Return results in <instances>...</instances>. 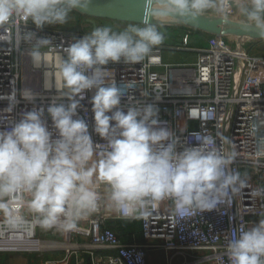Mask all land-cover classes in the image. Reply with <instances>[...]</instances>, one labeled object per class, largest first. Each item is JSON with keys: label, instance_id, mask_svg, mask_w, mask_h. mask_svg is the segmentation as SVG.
I'll list each match as a JSON object with an SVG mask.
<instances>
[{"label": "clouds", "instance_id": "9594fccd", "mask_svg": "<svg viewBox=\"0 0 264 264\" xmlns=\"http://www.w3.org/2000/svg\"><path fill=\"white\" fill-rule=\"evenodd\" d=\"M143 3V26L129 24L120 31L95 27L65 48L67 59L62 57L59 67L65 88L61 98H52L46 109L24 111L18 121L0 130V230L38 227L67 234L102 209L122 219H137L162 201H170L172 215L183 219L229 204L249 187L247 174L231 167L237 154L225 149L228 137L203 131L191 134L195 146L181 141L159 121L154 104L135 100L130 88L117 85L104 66L121 61L141 64L148 58L165 39L150 22L153 19L195 22L212 12L227 23L235 11L245 30L254 28L264 38V0ZM92 5L93 0H0V35L12 29L7 42L15 48L29 45L27 55L39 66L41 49L52 41L22 25H63L74 10L87 12ZM93 89V130L103 143L93 141L88 123L78 117L85 92ZM20 95L29 103L37 98L27 88ZM124 97L130 102L126 112L120 107ZM0 100L8 102L4 112L11 113L19 102L16 89L0 95ZM251 196L264 199V185L252 188ZM226 255L230 264H264V218L229 237Z\"/></svg>", "mask_w": 264, "mask_h": 264}, {"label": "built area", "instance_id": "2783aa9c", "mask_svg": "<svg viewBox=\"0 0 264 264\" xmlns=\"http://www.w3.org/2000/svg\"><path fill=\"white\" fill-rule=\"evenodd\" d=\"M22 29L35 32L39 38L51 39L52 44L42 48L41 52L42 58L48 55L53 64L47 68L44 60L41 61L39 76L32 73L26 86L23 67L29 45L22 43L15 48L8 43L12 29L0 35V95L16 89L19 101L11 113H5L8 102L0 100V118L7 121H0V130L10 126L8 122L18 121L24 111L33 107L46 109L52 98H61L65 88L61 74L59 79L56 77L60 65H55L54 58L65 59L64 49L91 32L93 27L89 32L56 27L37 29L29 21L22 25ZM228 38L213 35L209 47L192 49L187 46L188 36L185 34L182 46L176 49L194 51L196 61L192 65L164 64L162 47L157 46L141 64L121 61L110 62L104 67L113 72L117 85L130 88L129 95L135 100L154 104L159 109V121L173 130L181 141H191L195 146L197 142L191 140L193 132L208 131L213 135L222 132L230 140L224 145L225 149L237 154L231 167L242 175L247 174L249 187L229 204L220 205L213 211L196 212L183 219L172 215L170 201L153 204L151 211L142 217L127 219L139 221L142 243L123 242L109 222L126 219L102 209L81 221L78 231L61 233L65 245L70 246L66 255L42 264H71V254H75V264H86L85 258L91 264H148L149 249H162L168 253L167 264H230L226 255L228 238L238 234L241 226L250 228L264 218V199L251 196L252 188L264 185V56L250 55L238 39L232 45ZM35 68L32 67V72ZM25 88L36 94L34 103L25 101L20 95ZM94 94L95 89L85 92L78 117L88 123L93 141L103 143L93 130L90 101ZM63 102L68 101L64 98ZM129 104L128 98L124 97L120 107L126 112ZM44 118L52 130V121L46 112ZM53 138H56L55 133ZM44 231H50L52 235L60 233L38 227L0 230V254L38 255L42 251L58 250L55 241L39 237ZM77 250L81 254L77 255Z\"/></svg>", "mask_w": 264, "mask_h": 264}, {"label": "rangeland", "instance_id": "374dc122", "mask_svg": "<svg viewBox=\"0 0 264 264\" xmlns=\"http://www.w3.org/2000/svg\"><path fill=\"white\" fill-rule=\"evenodd\" d=\"M200 17H212L221 22H224L220 17L214 15L212 12H208L206 14L201 15ZM87 17L77 15L76 13L72 12L69 15L68 23L59 25L62 28L66 29H74L76 31H86L89 32L92 28L91 23L87 21ZM96 26H100L104 20L102 19H95ZM185 21L179 18L172 19L171 21ZM230 22L236 23L238 25H242L243 18L239 16L235 11L231 15ZM114 25L120 29L126 28L131 23L125 22H113ZM156 26L162 31L165 35L164 42L159 45L163 49L162 53V60L164 63H169L172 65L181 64L190 62L195 59L196 53L190 50H179V49H172L171 46L182 45V37L187 34L188 36V44L189 48H207L211 44V38L213 37L212 34L203 32L200 30L191 27L189 24L185 22H173L170 24H163V23H154ZM55 25V24H54ZM139 25V24H137ZM53 26V25H49ZM143 26V25H139ZM236 38L229 37L228 41L230 44L235 45ZM241 46H243L248 54L253 56H264V39H255V38H242L239 40ZM50 231H44L39 234V237L42 240H53L55 241L54 246L57 247L58 250L56 251H42L37 255V253H5L0 254V264H42L45 261L53 258H62L66 255L67 247L64 243V236L61 233H56V235H52L49 233ZM71 250V249H70ZM72 251V250H71ZM70 251V252H71ZM69 252V253H70ZM77 255L81 254L80 251H76ZM71 254V253H70ZM85 258V256H84ZM70 259L75 264V254H71ZM71 261V262H72ZM84 261L87 263L86 258Z\"/></svg>", "mask_w": 264, "mask_h": 264}, {"label": "water", "instance_id": "95a60500", "mask_svg": "<svg viewBox=\"0 0 264 264\" xmlns=\"http://www.w3.org/2000/svg\"><path fill=\"white\" fill-rule=\"evenodd\" d=\"M73 12L87 17V21L91 23L93 28L96 27L95 19H102L104 20L103 26L111 27L115 31L123 30L114 25L113 22L115 21L143 25V21L146 19L143 0H93V5L87 12L80 10H74ZM181 22L212 35L233 37L238 40L242 38L264 39L257 34L254 28L245 30L242 25L230 21L224 22L225 25L221 28L211 25L205 17H199L195 22Z\"/></svg>", "mask_w": 264, "mask_h": 264}, {"label": "crops", "instance_id": "0c3cea01", "mask_svg": "<svg viewBox=\"0 0 264 264\" xmlns=\"http://www.w3.org/2000/svg\"><path fill=\"white\" fill-rule=\"evenodd\" d=\"M49 27H56L58 29H62L66 31H76L74 29L62 28L58 24H55L53 26L45 25L43 28H49ZM181 46L182 45L171 46V47L172 49L173 48L176 49ZM197 49H203V48H197ZM162 53H163V49H162ZM162 53H161V59H162ZM195 61H196V56H195V59L190 62L176 64V65H182V64L192 65L195 63ZM164 64L172 65L169 63H164ZM109 225L117 229L119 236L121 237L123 242L125 243H142L143 242V238H142L141 230H140V223L138 220H114V221H110ZM99 254H102V253H99ZM168 257H169L168 253H165L162 249H149L147 251V256H146L148 264H167ZM188 259L190 260L191 257H188ZM86 261H87L86 264H91L88 258H86ZM71 264H74L73 261L71 262Z\"/></svg>", "mask_w": 264, "mask_h": 264}, {"label": "bare ground", "instance_id": "6f19581e", "mask_svg": "<svg viewBox=\"0 0 264 264\" xmlns=\"http://www.w3.org/2000/svg\"><path fill=\"white\" fill-rule=\"evenodd\" d=\"M210 23H211V25H214V26H216V27H219V28H221V27H224V22H221V21H219V20H217V19H215V18H212V17H210V18H208V17H205ZM172 19H167V20H162V21H158V20H151L153 23H163V24H170V23H173V22H181V21H177V20H174V21H171ZM44 60V64H45V66L48 68V67H50V65L51 64H53V63H50V57L48 56V55H46L45 57H43L42 58V61ZM60 57L59 56H56L55 58H54V63H55V65L56 66H59L60 65ZM41 64V63H40ZM34 65H33V63H32V61H31V59H30V61H29V56H26L25 57V61H24V67H23V76H24V83L26 84V86H28L27 84H28V80H29V78L31 77V74L33 73L34 75H35V77H38L39 76V66H35L36 68H35V70H34V72H32L33 71V69H32V67H33ZM46 75L48 76V72H46ZM59 76H60V72H59V70H57V72H56V77L59 79ZM16 245H18L19 246V244H16ZM41 247H43V246H41Z\"/></svg>", "mask_w": 264, "mask_h": 264}, {"label": "trees", "instance_id": "16d2710c", "mask_svg": "<svg viewBox=\"0 0 264 264\" xmlns=\"http://www.w3.org/2000/svg\"><path fill=\"white\" fill-rule=\"evenodd\" d=\"M121 222V221H120ZM113 229L118 233L117 229L115 227H113ZM119 234V233H118Z\"/></svg>", "mask_w": 264, "mask_h": 264}, {"label": "flooded vegetation", "instance_id": "af4514ba", "mask_svg": "<svg viewBox=\"0 0 264 264\" xmlns=\"http://www.w3.org/2000/svg\"><path fill=\"white\" fill-rule=\"evenodd\" d=\"M95 22L97 23V21L95 20Z\"/></svg>", "mask_w": 264, "mask_h": 264}]
</instances>
